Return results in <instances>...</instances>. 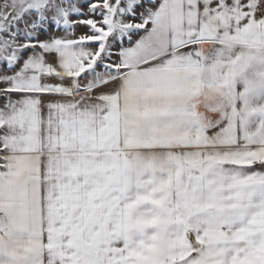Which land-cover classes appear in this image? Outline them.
Instances as JSON below:
<instances>
[{
    "label": "snow or ice",
    "instance_id": "obj_1",
    "mask_svg": "<svg viewBox=\"0 0 264 264\" xmlns=\"http://www.w3.org/2000/svg\"><path fill=\"white\" fill-rule=\"evenodd\" d=\"M0 264H264V0H0Z\"/></svg>",
    "mask_w": 264,
    "mask_h": 264
}]
</instances>
